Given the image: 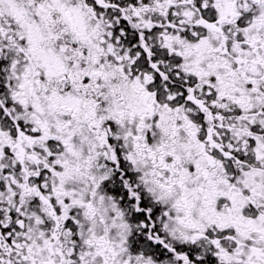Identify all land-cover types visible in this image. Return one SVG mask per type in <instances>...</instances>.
<instances>
[{"label":"snow or ice","instance_id":"6c2138e0","mask_svg":"<svg viewBox=\"0 0 264 264\" xmlns=\"http://www.w3.org/2000/svg\"><path fill=\"white\" fill-rule=\"evenodd\" d=\"M0 264H264V0H0Z\"/></svg>","mask_w":264,"mask_h":264}]
</instances>
